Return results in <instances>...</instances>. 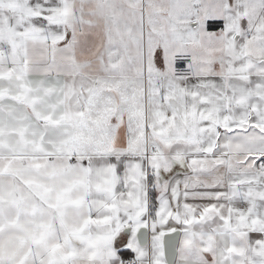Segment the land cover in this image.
I'll list each match as a JSON object with an SVG mask.
<instances>
[{
	"label": "snow or ice",
	"instance_id": "snow-or-ice-1",
	"mask_svg": "<svg viewBox=\"0 0 264 264\" xmlns=\"http://www.w3.org/2000/svg\"><path fill=\"white\" fill-rule=\"evenodd\" d=\"M0 264H264V0H0Z\"/></svg>",
	"mask_w": 264,
	"mask_h": 264
}]
</instances>
